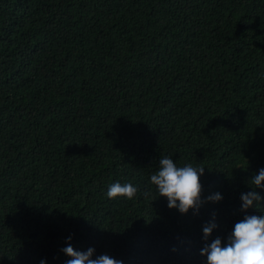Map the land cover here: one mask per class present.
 Instances as JSON below:
<instances>
[{
  "label": "trees",
  "instance_id": "1",
  "mask_svg": "<svg viewBox=\"0 0 264 264\" xmlns=\"http://www.w3.org/2000/svg\"><path fill=\"white\" fill-rule=\"evenodd\" d=\"M165 155L223 200L169 208L149 183ZM260 168L264 0H0V264H65L67 243L205 264ZM117 180L140 192L108 198Z\"/></svg>",
  "mask_w": 264,
  "mask_h": 264
},
{
  "label": "clouds",
  "instance_id": "2",
  "mask_svg": "<svg viewBox=\"0 0 264 264\" xmlns=\"http://www.w3.org/2000/svg\"><path fill=\"white\" fill-rule=\"evenodd\" d=\"M158 163L157 170L149 176V183L155 186L159 196L167 198L169 208H175L182 214L190 209L198 213L205 201L217 203L223 200L219 191L202 198L201 178L205 174V167L198 163L180 165L166 155L161 156ZM247 183L251 190L240 193L241 209L245 210L243 219L234 223L226 238L217 236L205 243L200 249L201 255L206 258L205 264H264V195L257 191L264 189V168L255 172ZM138 192V185L117 180L107 186L105 194L110 199H134ZM144 195L150 193L146 191ZM250 208L258 210L260 214H248L246 210ZM217 227L215 219L207 222L202 229L203 239L208 241ZM66 239L70 241L72 237ZM61 250L70 257L65 264H123V261L107 254L96 255L94 247L78 250L67 243ZM40 264H47V259L42 258Z\"/></svg>",
  "mask_w": 264,
  "mask_h": 264
}]
</instances>
